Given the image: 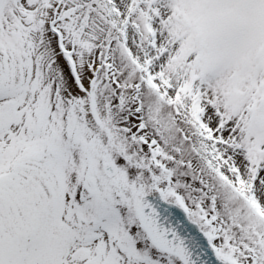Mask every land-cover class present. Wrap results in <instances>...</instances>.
<instances>
[{
  "label": "snow or ice",
  "instance_id": "1",
  "mask_svg": "<svg viewBox=\"0 0 264 264\" xmlns=\"http://www.w3.org/2000/svg\"><path fill=\"white\" fill-rule=\"evenodd\" d=\"M0 264H264V0H0Z\"/></svg>",
  "mask_w": 264,
  "mask_h": 264
}]
</instances>
